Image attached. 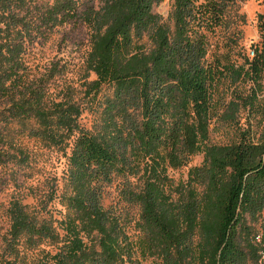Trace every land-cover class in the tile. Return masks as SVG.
Listing matches in <instances>:
<instances>
[{
  "label": "trees",
  "instance_id": "16d2710c",
  "mask_svg": "<svg viewBox=\"0 0 264 264\" xmlns=\"http://www.w3.org/2000/svg\"><path fill=\"white\" fill-rule=\"evenodd\" d=\"M27 1L0 0V164L16 158L8 152L9 122L46 146L68 148L72 140L58 195L66 213L54 221L10 201L0 264H138L136 252L157 264H264V227L260 235L254 228L264 217V126L256 137L236 117L241 107L264 120V36L239 64L230 51L207 59L205 31L222 26L236 0H171L172 28L152 12L164 0L82 8L79 0H53L41 25L78 20L89 29L84 65L94 78L85 83L86 107L49 100L43 81L27 80L29 30L15 11ZM257 24L262 32L264 13ZM222 80L234 89L218 116L213 92ZM85 110L93 116L89 127L79 122ZM215 117L234 122L227 142H209ZM197 154L200 164L173 185L168 170ZM115 176L123 178L120 198L139 209L135 242L102 205L101 186ZM44 242L54 251L27 262L20 247Z\"/></svg>",
  "mask_w": 264,
  "mask_h": 264
},
{
  "label": "rangeland",
  "instance_id": "374dc122",
  "mask_svg": "<svg viewBox=\"0 0 264 264\" xmlns=\"http://www.w3.org/2000/svg\"><path fill=\"white\" fill-rule=\"evenodd\" d=\"M102 0H79L84 5L97 7ZM53 0H28L21 9H16L19 17H24L29 35L23 39L22 59L24 71L28 81L40 79L46 87L47 98L59 100L71 98L86 107L84 91L85 83L92 80V74L86 77L84 65L85 56L89 50V29L78 20H71L52 28L41 25L40 17ZM171 0H164L154 5L152 12L172 28L168 19ZM80 8V9H81ZM264 13V0H236L235 6L229 9L224 17L223 25L205 31L208 43L207 59L214 60L221 53L230 51L231 59L238 64L242 62L241 55L251 54L250 46L258 43L264 30L260 32L257 24L258 14ZM246 86L241 85L237 92L246 94ZM234 86L228 80H222L213 92L216 102V115L220 116L227 103L231 100ZM259 104L264 105V81L258 96ZM6 106L5 100L0 99V111ZM238 127H250L254 136H258L264 120L253 114L248 118L246 109L239 108L237 116ZM213 119L210 128L209 142L224 143L233 136L235 126L233 123ZM93 116L83 111L80 124L89 127ZM236 124V123H235ZM19 126L9 122L5 126L11 147L8 152L15 155V159L7 164H0V254L2 251V238L9 228L7 208L10 201L18 200L26 205L29 211H35L38 216L60 221L66 213L65 207L59 202L58 195L62 187L66 159L70 152L72 140L68 148H55L46 146L37 139L26 134H19ZM21 158L19 160L18 158ZM202 160V154L192 156L185 166L178 169H169L168 176L173 185L186 180L187 172L191 167L197 166ZM133 180V179H132ZM123 178L112 177L109 183L102 184V205L117 217L122 224L126 236L132 242L139 237L136 228L139 209L136 205L124 202L120 198L119 190ZM264 227L263 215L254 223L259 235ZM54 251V248L44 242L32 250L20 247L21 254L27 262H37L42 257L41 250ZM138 264H157L155 258L141 257L138 252L134 254Z\"/></svg>",
  "mask_w": 264,
  "mask_h": 264
},
{
  "label": "built area",
  "instance_id": "2783aa9c",
  "mask_svg": "<svg viewBox=\"0 0 264 264\" xmlns=\"http://www.w3.org/2000/svg\"><path fill=\"white\" fill-rule=\"evenodd\" d=\"M252 54V53H251Z\"/></svg>",
  "mask_w": 264,
  "mask_h": 264
}]
</instances>
